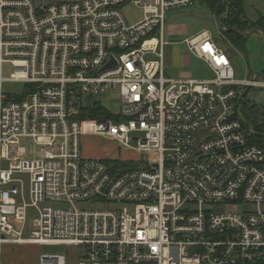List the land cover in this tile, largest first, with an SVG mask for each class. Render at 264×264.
<instances>
[{
    "label": "built area",
    "instance_id": "obj_1",
    "mask_svg": "<svg viewBox=\"0 0 264 264\" xmlns=\"http://www.w3.org/2000/svg\"><path fill=\"white\" fill-rule=\"evenodd\" d=\"M193 3L0 0V248L74 246L77 264L264 263V146L239 115L264 78H237L206 30L180 43L213 77L167 75L166 12ZM6 81L27 88L8 94ZM95 103L107 118L79 117ZM85 135L137 157H84ZM22 138L43 156L27 157Z\"/></svg>",
    "mask_w": 264,
    "mask_h": 264
},
{
    "label": "rangeland",
    "instance_id": "obj_2",
    "mask_svg": "<svg viewBox=\"0 0 264 264\" xmlns=\"http://www.w3.org/2000/svg\"><path fill=\"white\" fill-rule=\"evenodd\" d=\"M247 17H251L249 6L245 8ZM124 14L130 23L144 19L142 6L130 4L124 9ZM209 31L215 39L227 50L232 51L231 60L237 78H252L254 74L264 78V33H250L245 49H240L225 40L218 31L217 17L212 13L206 2L194 0L191 6L171 9L166 12L164 33L166 40L176 41L173 45L165 47L166 72L174 78L208 79L213 77V72L199 58L191 55L184 43L186 38L197 35L202 31ZM14 72L10 63H4L3 74L6 78ZM27 86L20 82L6 81L4 89L8 94L15 95L25 91ZM247 98L261 106L259 120L264 122V88L252 87L247 93ZM264 136V134H263ZM21 145L26 148L27 157L43 156L39 146L31 138H22ZM82 155L87 158L110 159L137 157L135 152L128 151L119 146L116 141L106 136L85 135L82 137ZM32 223V222H31ZM17 246L15 251H22L18 261L9 259L6 246L2 247L0 260L2 264H30L33 257L44 253H66L69 264L78 263L79 249L74 246L29 245ZM15 246V245H14ZM22 247V248H19ZM14 263H11V262Z\"/></svg>",
    "mask_w": 264,
    "mask_h": 264
},
{
    "label": "trees",
    "instance_id": "obj_3",
    "mask_svg": "<svg viewBox=\"0 0 264 264\" xmlns=\"http://www.w3.org/2000/svg\"><path fill=\"white\" fill-rule=\"evenodd\" d=\"M212 13L220 21V31L225 40L240 49H245L250 33H264V14L258 12L255 20H250L245 13V0H203ZM250 88L245 87L244 98L240 101L239 115L245 127L250 131L248 138L251 142L264 146V122L259 120L261 106L247 98ZM107 112L98 103L84 108L80 118H107ZM117 167H127L129 163L116 161ZM264 264V263H254Z\"/></svg>",
    "mask_w": 264,
    "mask_h": 264
},
{
    "label": "crops",
    "instance_id": "obj_4",
    "mask_svg": "<svg viewBox=\"0 0 264 264\" xmlns=\"http://www.w3.org/2000/svg\"><path fill=\"white\" fill-rule=\"evenodd\" d=\"M249 6V10L251 13V17H248L250 20H255L257 18V14L258 12H261L264 14V0H245V8ZM245 13H246V9H245ZM247 16V15H246ZM218 31L219 33H221L220 31V25L218 23ZM256 33H263L262 31H257ZM25 245V244H24ZM29 245H37V244H29ZM28 245V246H29ZM6 246V251L8 253V257H7V261H9V259L12 260H17L23 256L22 251H15L17 246H23V245H15L14 244H4L2 245ZM2 247L0 248V256L2 254ZM22 248V247H19ZM34 259L30 261V264H40V257L39 259L37 257H33ZM11 263H14L13 261ZM2 264V261H1Z\"/></svg>",
    "mask_w": 264,
    "mask_h": 264
},
{
    "label": "water",
    "instance_id": "obj_5",
    "mask_svg": "<svg viewBox=\"0 0 264 264\" xmlns=\"http://www.w3.org/2000/svg\"><path fill=\"white\" fill-rule=\"evenodd\" d=\"M218 23H220V21H218ZM220 25V24H219ZM253 32H255V30L253 31ZM230 54H232V51H228ZM109 67V65L107 66V68ZM244 96H245V94H243L242 95V97H241V100L244 98Z\"/></svg>",
    "mask_w": 264,
    "mask_h": 264
}]
</instances>
